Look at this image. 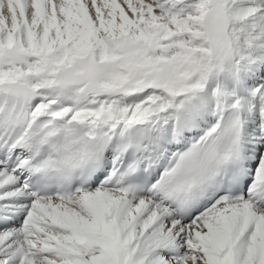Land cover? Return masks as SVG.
<instances>
[{"label":"snow or ice","instance_id":"1","mask_svg":"<svg viewBox=\"0 0 264 264\" xmlns=\"http://www.w3.org/2000/svg\"><path fill=\"white\" fill-rule=\"evenodd\" d=\"M0 264H264V0H0Z\"/></svg>","mask_w":264,"mask_h":264}]
</instances>
